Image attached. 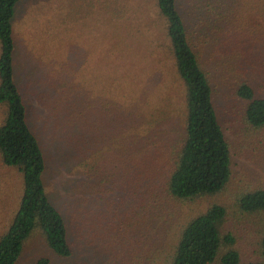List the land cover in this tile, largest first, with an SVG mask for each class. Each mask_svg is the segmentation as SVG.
<instances>
[{
  "label": "trees",
  "instance_id": "16d2710c",
  "mask_svg": "<svg viewBox=\"0 0 264 264\" xmlns=\"http://www.w3.org/2000/svg\"><path fill=\"white\" fill-rule=\"evenodd\" d=\"M21 1L0 0V108L4 110L0 159L3 166L19 172L22 184L18 209L0 235V264H29L24 262L28 243L38 235L49 255H39L30 264H56L54 260L65 264H264V260L241 261L232 248L234 235L225 230L222 206L212 205L189 218L181 216L184 204L220 193L230 180V145L221 110L236 115L249 136V147L257 144L251 147L264 153V49L252 28L241 35V21L235 22L236 3L227 7L225 0H190L187 19L177 0H154L158 39L153 34L145 39L140 32L130 44L119 40L118 52L130 58L139 53L135 43L145 42L142 65H124L126 76L120 71L123 78L107 98L104 84L87 82L78 87L74 65L52 63V70L46 72L40 61L43 73L36 81L35 96L55 113L58 128L53 134L61 133L60 137L54 134L58 141L69 143L67 160L58 159L56 166L72 176L62 187L61 209L49 198L45 178L54 168L29 124L15 79L13 22ZM95 66L97 77L102 71H97L99 64ZM88 69L93 70L90 65ZM217 101L227 104L218 106ZM100 122L107 127L95 128L98 124L100 128ZM91 131L108 132L114 145L119 143L118 156L106 155L110 164L105 150L101 159L91 161ZM75 140L82 149L72 158L69 151L76 146ZM121 203L127 216L118 223V231L134 253L127 260L108 255L94 260L91 251L98 250L94 246L100 230L89 229V223L93 218L105 219L101 205ZM239 208L247 214L264 213V189L241 196ZM111 212L118 221L119 208ZM112 226L116 228L114 221ZM259 251L264 259V238ZM130 253L125 248V255Z\"/></svg>",
  "mask_w": 264,
  "mask_h": 264
},
{
  "label": "rangeland",
  "instance_id": "374dc122",
  "mask_svg": "<svg viewBox=\"0 0 264 264\" xmlns=\"http://www.w3.org/2000/svg\"><path fill=\"white\" fill-rule=\"evenodd\" d=\"M189 2L190 0H177L178 9L187 15V19H189ZM233 2L237 7L235 8L237 11L235 22L241 21L239 28L241 35L245 36L252 28L262 41L260 48L264 49V36L261 37L264 34V0H225L227 7H232ZM154 4V0H23L15 9L13 22L16 44L15 79L27 105L29 124L40 138L47 152L49 164H52L54 168L48 170L45 183L49 198L58 208H64L65 197L62 187L68 185L67 178L70 175L56 166L59 162L58 159L67 160L65 149L69 148V143L66 141L63 144L58 141L55 135L60 137L61 133L53 134V131L58 128L53 120L55 113H50L47 107L41 106L40 98L35 96L36 89L38 90L36 81L40 80L43 73L39 68V63L43 61L46 72L52 70V63H64L69 68L74 65L76 68L74 69L76 71L74 80L78 83V87H83L87 82L104 84L105 97L107 98L106 94L110 90L114 92L117 90L116 83L122 77L120 73L124 72L125 75L128 71L124 65H128V63H132L133 66L135 64L142 65L141 49L145 42L135 43L136 48H139V53L137 52V55L130 58L122 57L125 53L118 52V47L121 46L119 40H125L130 44L134 40V36L139 35L140 32L145 34V39L152 34L156 40L158 39L156 29H154L157 22L154 15L156 11ZM118 18L121 22L120 25L117 23ZM155 61L162 65L160 58H156ZM96 64H99L101 68L97 71H102L97 74V77L95 76ZM88 65L93 70L88 69L87 72ZM120 68L125 69L121 70ZM133 69H135V73L138 72L136 68L133 67ZM66 71L71 72L72 69L66 68ZM131 72L134 74V71ZM94 78L96 79L94 80ZM92 99H94L93 96ZM48 102L53 101L51 99ZM226 104L227 102L217 101L218 106ZM220 113L224 133L230 145V180L220 193L184 204L181 207V216L189 218L206 211L212 205L222 206L226 209L227 216L225 230L234 235L235 245L232 248L240 253L241 261L243 263L263 261L259 250L264 238V213L247 214L242 212L239 208V200L247 192L264 189V153L251 147L257 144L251 143L252 145L249 147V136L236 115H229L225 110H221ZM3 116L4 110L0 108V122ZM90 116L92 119L93 114ZM104 126L107 127L106 123L100 122V128H98L99 124L95 128L103 130ZM109 134L108 132L93 133L91 131L92 162L101 159V150H105V161L108 164L110 161L106 159V155L109 158L111 152H115L116 156L119 155L118 151H121L119 143L114 145ZM252 140L256 142L254 138ZM75 141L76 146H73L69 151L72 158L75 157V152L82 149L79 140ZM117 163L119 162L116 161ZM21 189L19 172L3 166L0 159V235L7 229L8 218L11 219L18 209ZM125 207L122 203L118 206L116 204L114 206L112 204L101 205V213H106V215L102 214L105 219L98 221L93 218L90 221L89 229L100 230V236L94 246L98 250L91 251L92 259L104 260V258L122 256L127 260L133 255V247H126L127 245L123 242L125 237L118 231L120 227L118 223L122 217L127 216V213H122V209ZM116 208L120 210L118 221L111 218L112 214L115 215L111 211H115ZM63 211L65 212V210ZM110 219L115 222L116 228L112 226L113 221ZM134 224L132 222V226ZM77 226L79 227V225ZM136 234L140 236L138 227ZM125 248L131 249L130 255H125ZM135 249L138 250L139 246L137 245ZM39 255L48 256L49 254L43 246V240L38 235L30 239L24 262L30 264ZM55 262L56 264H65L54 260L53 263Z\"/></svg>",
  "mask_w": 264,
  "mask_h": 264
}]
</instances>
